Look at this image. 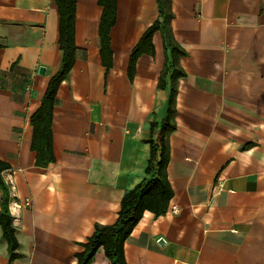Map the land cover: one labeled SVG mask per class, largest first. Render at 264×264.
Returning <instances> with one entry per match:
<instances>
[{"label": "crops", "instance_id": "obj_1", "mask_svg": "<svg viewBox=\"0 0 264 264\" xmlns=\"http://www.w3.org/2000/svg\"><path fill=\"white\" fill-rule=\"evenodd\" d=\"M102 10L99 0H77L76 58L54 106L56 160L44 167L30 118L61 63L58 5L0 0V156L10 164L3 176L21 253L10 259L0 225V264H77L95 225L114 223L123 195L150 176L149 139L159 137L169 98L158 86L161 31L132 79L128 66L160 17L158 0H117L108 71ZM172 10L187 52L169 136L174 195L126 239L127 263L264 264V0H172ZM90 264L112 262L101 247Z\"/></svg>", "mask_w": 264, "mask_h": 264}, {"label": "trees", "instance_id": "obj_2", "mask_svg": "<svg viewBox=\"0 0 264 264\" xmlns=\"http://www.w3.org/2000/svg\"><path fill=\"white\" fill-rule=\"evenodd\" d=\"M60 16L59 45L62 50L60 67L49 80L40 106L31 115L33 125L32 148L36 151V165L48 166L56 160L53 138V114L57 91L62 81L68 76L74 65L77 45L75 41V24L77 18V0H55ZM103 7L99 23L100 55L107 71L113 65V49L111 47V28L117 18V0H99ZM160 17L156 19L141 35L130 54L128 74L130 79L135 75L138 58L144 54H154L153 36L156 31L163 34L166 59L158 80L161 88L169 87V98L166 114L160 124L157 139L150 138V157L146 172L148 175L134 188L129 189L122 197L118 217L114 223L95 225L94 232L83 242L84 250L77 253V264H90L99 248L112 264H128L125 255V242L148 210L155 216L165 214L174 195L173 187L168 177L170 161L169 136L177 128V95L179 80L186 75L180 63V58L187 52L177 42L171 25L173 17L172 0H158ZM157 123L151 121L154 134ZM10 167L9 162L0 156V225L3 236L8 242L10 259L21 256L17 250L19 240L16 234L14 218L10 210L11 194L3 171Z\"/></svg>", "mask_w": 264, "mask_h": 264}, {"label": "water", "instance_id": "obj_3", "mask_svg": "<svg viewBox=\"0 0 264 264\" xmlns=\"http://www.w3.org/2000/svg\"><path fill=\"white\" fill-rule=\"evenodd\" d=\"M40 71H41V72H44V71H45V67L42 66V67L40 68ZM161 242H164V239H161Z\"/></svg>", "mask_w": 264, "mask_h": 264}, {"label": "built area", "instance_id": "obj_4", "mask_svg": "<svg viewBox=\"0 0 264 264\" xmlns=\"http://www.w3.org/2000/svg\"><path fill=\"white\" fill-rule=\"evenodd\" d=\"M178 209L176 207L173 208V211H177Z\"/></svg>", "mask_w": 264, "mask_h": 264}]
</instances>
